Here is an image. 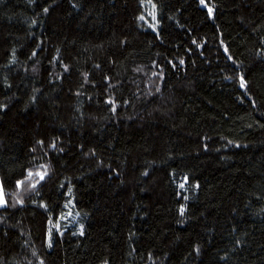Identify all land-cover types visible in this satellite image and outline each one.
<instances>
[{"label":"trees","instance_id":"1","mask_svg":"<svg viewBox=\"0 0 264 264\" xmlns=\"http://www.w3.org/2000/svg\"><path fill=\"white\" fill-rule=\"evenodd\" d=\"M0 264H264V0H0Z\"/></svg>","mask_w":264,"mask_h":264},{"label":"rangeland","instance_id":"2","mask_svg":"<svg viewBox=\"0 0 264 264\" xmlns=\"http://www.w3.org/2000/svg\"><path fill=\"white\" fill-rule=\"evenodd\" d=\"M7 202V195L4 193L3 184L0 178V207L6 206Z\"/></svg>","mask_w":264,"mask_h":264}]
</instances>
